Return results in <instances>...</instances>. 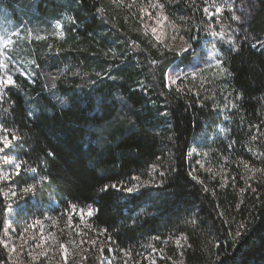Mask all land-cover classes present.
Here are the masks:
<instances>
[{
    "label": "trees",
    "instance_id": "trees-1",
    "mask_svg": "<svg viewBox=\"0 0 264 264\" xmlns=\"http://www.w3.org/2000/svg\"><path fill=\"white\" fill-rule=\"evenodd\" d=\"M4 1L15 14L32 6L25 4L29 0L16 7L14 0ZM70 1L76 3L78 32L90 42L106 24L99 15L101 0ZM155 1L165 9L171 5L169 16L189 46L199 48L206 41L211 24L203 14V0H124L127 11L118 15L121 23L129 12L141 17L142 7ZM256 2L259 9L249 21V35L237 38V48L223 49L233 102L229 110L219 105L218 94L210 89L182 96L170 93L164 73L181 55L159 44L158 51H151L159 60L163 96L160 87L146 93L135 89L133 75L123 76L117 67L116 77L94 83L83 74L57 78L60 98L43 91L41 78L29 82L18 77L19 88H10L0 101V123L12 137H21L9 149H15L25 169L17 183L39 180L45 192L34 195L40 202L51 197L80 209H98L89 217V227L106 242L107 263L147 264L149 251L160 249L169 264H264V180L245 176L246 163L264 166V50L253 47L264 35V0ZM64 8V0H36L34 6L38 16H53ZM141 43L149 47L144 39ZM98 50L90 44L65 49L61 57L73 52L78 61H109ZM52 60L49 70L60 64L58 58ZM39 61L43 68L44 61ZM118 94L126 99L127 116L108 136L107 126L122 109ZM156 96L159 101L154 103ZM2 159L0 155L1 211ZM26 168L35 171L31 174ZM146 175L154 176L153 184L165 183L141 188L146 195L123 191L134 177ZM106 184L120 190L101 191ZM0 264H14L1 243Z\"/></svg>",
    "mask_w": 264,
    "mask_h": 264
},
{
    "label": "rangeland",
    "instance_id": "rangeland-1",
    "mask_svg": "<svg viewBox=\"0 0 264 264\" xmlns=\"http://www.w3.org/2000/svg\"><path fill=\"white\" fill-rule=\"evenodd\" d=\"M21 1L23 0H14V7ZM64 1L65 8L57 14L38 16L34 9L36 0L25 3L27 7L28 3L32 4L29 8L18 6L23 9L16 14L4 0H0V79L6 80L11 76L14 80L13 85H5L0 91V101L7 97L10 88L14 90L19 88L18 77H24L29 82H34L37 77L41 78L45 84L43 91L55 93V97L60 98L57 94L59 92L57 78H79V75L83 74L94 83V80L105 76L116 77L118 73L113 69L117 67L122 69L123 76L133 75L131 84L135 89L146 93L160 87L163 96L166 91L162 87L161 76L158 75L161 71L159 60L151 50L158 51V44L163 50L176 49L178 54L180 49L189 48L186 36L169 16L172 13L171 5L165 9L160 1H155L151 5L145 4L141 17L137 16L136 12L130 14L128 11L121 23L118 15L122 11H127L122 7V4L125 5L124 0H101L103 8L99 15L106 24L104 23L100 30L101 33L89 42L78 32L80 23L75 21L73 9L76 3ZM158 4L163 7H156ZM203 5V14L211 24L209 35L199 48L190 47L188 52L181 55L179 61H174L169 66L164 73L165 87L170 93L180 96L190 91L209 93L210 89L212 94H218L219 105L229 110L233 107V102L229 101L227 89L230 74L225 64L223 49L237 48L239 46L237 38L249 35L247 30L249 21L259 7L256 0H203ZM218 8H222L223 11H217ZM139 33H142V37L135 35ZM220 33L223 35H219ZM143 39L148 48L141 43ZM90 44H96L99 55L106 56L109 61L105 60L102 65L99 57H88V61L85 59L78 61L73 52H68L65 58L61 57L65 49L73 50L75 47L83 49ZM253 45L264 50V35ZM187 55L190 56V60L185 63ZM52 58H58L60 64L57 63L59 66L56 69L49 70L50 64H53ZM40 59L44 61L43 68L39 67ZM217 61L221 63L218 65ZM193 72L196 73L195 76L192 75ZM177 76L179 79L173 84L172 80ZM116 97L122 109L114 123L107 126L108 136L114 132L113 127L127 116V113L123 112V109L127 108L126 99L121 94ZM26 99L30 100L29 95H26ZM61 101L64 102L62 99ZM152 101L158 102V96ZM29 108L33 110L31 105ZM0 125H2L0 137L13 138L3 124ZM0 148H4L2 143ZM14 150L13 148L12 152L5 149L0 152L4 162L1 184L5 198V206L2 211L0 209V243L10 260L14 264H109L106 261L108 249L106 242L96 236L89 227L88 207L83 209L77 207L74 212L68 207L72 203L65 205L51 197L40 202L34 195L35 192H45L40 183L38 186L37 183L29 182L28 184L35 185V190L29 193L22 192L28 184L17 183L15 165L21 164L20 173H23L24 166ZM245 167V176L255 181L264 180L263 165L249 162ZM26 170L33 174L30 169ZM153 182L154 176L146 175L138 181L135 180L129 187L139 185L140 190L145 184L151 185ZM11 190L16 191V197L11 196ZM5 192L9 195L5 196ZM80 210H83V216L79 214ZM61 244L68 249L67 262ZM13 247L15 251H12ZM41 253L46 255H40ZM147 256V264H169L160 249L149 251Z\"/></svg>",
    "mask_w": 264,
    "mask_h": 264
},
{
    "label": "snow or ice",
    "instance_id": "snow-or-ice-1",
    "mask_svg": "<svg viewBox=\"0 0 264 264\" xmlns=\"http://www.w3.org/2000/svg\"><path fill=\"white\" fill-rule=\"evenodd\" d=\"M156 7H163V5H155ZM217 11H223L222 8H218ZM155 31V30H154ZM219 35H223V33H220ZM157 39H159V37H157ZM9 43H11V41H9ZM190 47L187 48V49H180L179 50V54L180 55H183L184 53L188 52L190 50ZM253 47H255V45H253ZM221 62L220 61H217V64L219 65ZM193 76L196 75L195 72L192 73ZM179 79V76L176 77V79H173L172 80V83L175 84L176 81ZM14 84V80L11 76H8L6 80H3V79H0V91L3 90V87L5 85H13ZM168 113L167 112H163L161 113V115H167ZM29 116H32V113H29L28 114ZM0 127H2V125H0ZM13 139H15L16 141H20L21 137L19 136H16V137H13V138H8V137H0V143H2L4 145V148H0V152H3L5 149H10L12 148L13 146ZM16 169H17V173L16 175L17 176H20L21 173H20V169H21V164L20 163H17L15 165ZM30 171H35L34 169L30 170ZM163 175V174H162ZM135 180H139V177H134ZM37 183H39V181H37ZM164 180H161L159 182V184H151V185H148V184H145L144 186L145 187H162L164 185ZM109 187L113 188V189H116L117 191H119L120 189L117 187L116 184H112V185H104V187L101 189V191L103 192H107ZM35 190V185L34 184H28L26 187H24L22 189V192L23 193H29V192H32ZM123 191L126 193V194H141V195H146V193H141L139 192V185H134L133 187H124L123 188ZM5 196L9 195V193L5 192L4 193ZM11 196L12 197H16L17 196V193L16 191L14 190H11ZM134 197V196H133ZM71 209L75 212L76 211V208L77 206L75 204H72L70 205ZM99 210L98 209H93L91 206L88 207V211H87V216L88 217H92L94 216ZM81 216L84 215L83 213V210H80V213H79ZM34 226V225H33ZM24 231L26 232L27 231V228L24 229ZM105 232H107V229H104ZM237 235H239V233H237ZM109 239H111V237L109 236ZM90 243H95V241H90ZM39 246V245H37ZM62 249H63V252H64V258H65V261L67 262V259H68V249L65 245L61 244L60 246ZM12 251H15V248L13 247ZM100 251H103V249H100ZM29 255H31V253H29ZM40 255H46V253H41Z\"/></svg>",
    "mask_w": 264,
    "mask_h": 264
}]
</instances>
